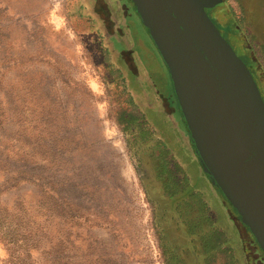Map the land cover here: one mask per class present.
Returning <instances> with one entry per match:
<instances>
[{
    "label": "rangeland",
    "instance_id": "1",
    "mask_svg": "<svg viewBox=\"0 0 264 264\" xmlns=\"http://www.w3.org/2000/svg\"><path fill=\"white\" fill-rule=\"evenodd\" d=\"M218 9L221 35L264 73V0ZM119 54L137 78L121 73ZM153 169L165 190L211 195L131 1L0 0V264L192 263L149 195ZM209 203L223 220L228 205ZM242 226L247 264L260 247ZM5 233L18 239L11 256ZM226 255L210 264H235Z\"/></svg>",
    "mask_w": 264,
    "mask_h": 264
},
{
    "label": "water",
    "instance_id": "2",
    "mask_svg": "<svg viewBox=\"0 0 264 264\" xmlns=\"http://www.w3.org/2000/svg\"><path fill=\"white\" fill-rule=\"evenodd\" d=\"M165 66L208 180L264 253V100L208 11L222 0H130Z\"/></svg>",
    "mask_w": 264,
    "mask_h": 264
},
{
    "label": "trees",
    "instance_id": "3",
    "mask_svg": "<svg viewBox=\"0 0 264 264\" xmlns=\"http://www.w3.org/2000/svg\"><path fill=\"white\" fill-rule=\"evenodd\" d=\"M233 29L238 31L235 27ZM36 185L40 187L39 184ZM213 189L222 202L228 205V208L222 209L221 217L223 220L219 219L217 212L210 211L200 191L192 185L186 184L180 187L177 186L174 190H165L169 201L164 202L161 206L155 201L153 202L161 211L160 218L169 219V222L175 226L172 228L177 233V238L175 237L173 240L177 241V244L172 242L176 244L175 246L181 252L188 253L189 258L192 260L190 264H210V261L222 252L227 254L229 263H244L243 249L245 245L241 234L240 217L236 212L231 211L229 203L223 201L220 191ZM198 202H201L203 207L195 212L194 204L197 205ZM184 208L189 209L188 219L183 217L181 213ZM242 227L246 228L254 238L247 226ZM3 235L8 236L7 240L1 241L5 243L8 252L10 251L9 256H11L18 239L16 235L9 237V233ZM254 241L257 244L255 238Z\"/></svg>",
    "mask_w": 264,
    "mask_h": 264
},
{
    "label": "flooded vegetation",
    "instance_id": "4",
    "mask_svg": "<svg viewBox=\"0 0 264 264\" xmlns=\"http://www.w3.org/2000/svg\"><path fill=\"white\" fill-rule=\"evenodd\" d=\"M107 8V7H106ZM95 9V8H94ZM97 13V12H96ZM210 14H212L210 16ZM215 14H220L221 15V10L218 9V8H215L213 10H210L208 11V16L210 17V19L213 21V23L216 25V21L214 19L215 17ZM217 27V26H216ZM220 34H222V32L219 30ZM238 33V31H237ZM223 36V35H222ZM224 37V36H223ZM225 38V37H224ZM227 41V40H226ZM232 49L234 50V46L233 44H231L230 41H227ZM246 47V46H245ZM247 49V47H246ZM235 51V50H234ZM236 53V52H235ZM237 54V53H236ZM241 59L242 61L245 63V65L247 66V68L249 69V71L251 72L256 84H257V87L260 91V94L262 96V99L264 100V73L262 71H260V67H258V64L256 62V60L252 57V54L250 52V50L244 55V56H241L239 54H237ZM120 56V54H119ZM122 58V63L123 65L127 66L128 68H130L131 70L134 68V62L132 61V59L130 58V56L128 55V58L121 55L120 56ZM133 71V70H132ZM170 154V153H169ZM155 171V172H154ZM156 170H151L150 171V175H149V179H148V190H151L153 184L155 183V180L154 178L156 177ZM253 241H254V238L252 237ZM255 242V241H254ZM248 246V243L246 245V240H245V246H244V249L245 251L248 253V251L250 252V249L253 247H250ZM254 249L255 246H254ZM256 250V252L254 253L255 256H257L258 258L255 259L253 258V256H250L246 253V259H247V264H264V253L262 252V250Z\"/></svg>",
    "mask_w": 264,
    "mask_h": 264
},
{
    "label": "crops",
    "instance_id": "5",
    "mask_svg": "<svg viewBox=\"0 0 264 264\" xmlns=\"http://www.w3.org/2000/svg\"><path fill=\"white\" fill-rule=\"evenodd\" d=\"M130 58H131V56H130ZM121 60H122V58H121ZM121 65L122 66H121V68H119V70L121 71L122 74L125 71V72H127V74L129 76H132V77H136L137 78V75L139 73V68L137 67V64L135 62H134V68L132 69L133 71L130 68H128L127 66L123 65V63H121ZM155 141L156 142H161L165 146V148L168 150V152L170 153V155L172 156V158L174 159V161L180 166V164L175 160L174 155L172 154V152L170 151V149L165 145V143L162 142L160 139H156V138H155ZM189 143H190V141H189ZM190 145H191V143H190ZM191 149H193V146L192 145H191ZM193 154H194V156L196 157V159L198 161V158H197V156L194 153V149H193ZM198 164H199V161H198ZM199 166H200V164H199ZM200 168H201V166H200ZM154 180H155V183L153 184L151 190H149V195H150V197H151V199L153 201H155L158 205L161 206V205H163L164 202H168L169 201V198L166 195L165 190L163 188L164 186H163L162 180L160 178H158V177H155ZM206 180H207V182L210 185V190H211V193L210 194L211 195L209 196V199L207 197H205V198L203 197V199L206 202L207 207L210 209V211H212V208H211V205H210L209 201L217 200V198H219V196L216 194V192L213 189V188H215V189H217V188L211 184V182L208 180L207 177H206ZM222 199H223V197H222ZM223 201H225V200L223 199Z\"/></svg>",
    "mask_w": 264,
    "mask_h": 264
}]
</instances>
